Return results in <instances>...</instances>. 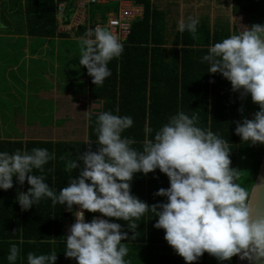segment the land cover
I'll list each match as a JSON object with an SVG mask.
<instances>
[{"label":"clouds","instance_id":"9594fccd","mask_svg":"<svg viewBox=\"0 0 264 264\" xmlns=\"http://www.w3.org/2000/svg\"><path fill=\"white\" fill-rule=\"evenodd\" d=\"M75 2L74 11L87 5L80 7V0ZM60 5H64L63 11ZM67 5L57 1L56 18L58 27L72 31L81 24L67 15ZM199 23L196 16L181 18L177 30L197 39ZM100 26L86 33L92 38L83 41L79 59L96 87L111 76L109 63L124 51L119 38ZM200 62L208 65V73H218L229 81L233 92L250 95L258 110L251 119L235 122V134L249 145H264V24L238 29L212 44ZM118 111H95L97 147L93 150L92 141H86L88 150L67 161L65 170L76 171L67 186L57 191L43 174L45 165L56 159L55 152L33 148L0 151V190L12 189L14 180L20 186L27 182L28 190L18 191L16 196L22 210L49 199L53 207L59 204L71 212L74 223L62 238L63 252L76 264H131L126 259L128 243L123 241L135 239V235L129 237L124 226L112 218L125 221L135 232L136 221L148 212L156 218L154 227L164 230V239L185 264H196L205 253L218 264L234 257L264 264V179L250 189L239 183L241 172L231 166L229 141L201 126L196 111L178 110L154 134L145 129L146 138L137 149L132 146L136 141L123 135L134 120ZM93 112L86 113L91 117ZM35 170L41 174L36 175ZM156 170L168 177L169 187L155 193L166 198L165 202L149 205L132 194V181L136 174ZM86 212L100 215L89 221ZM21 252L17 243L10 242L8 264L22 260ZM57 259L55 251L28 252L26 257L27 264H56Z\"/></svg>","mask_w":264,"mask_h":264},{"label":"trees","instance_id":"16d2710c","mask_svg":"<svg viewBox=\"0 0 264 264\" xmlns=\"http://www.w3.org/2000/svg\"><path fill=\"white\" fill-rule=\"evenodd\" d=\"M57 1L62 2L25 0V8H21V12L24 11L26 17L28 36L46 41L55 37L58 28ZM133 1L144 7V16L134 22L122 55L109 63L112 74L103 86L96 87L90 77L91 97L103 101V111L117 114L118 109L119 115L133 118V127L123 135L135 140L132 146L137 149L141 148L146 138L145 129H151L154 134L178 110L188 114L196 111L201 126L210 127L229 141L231 166L241 172L239 183L250 189L256 182L264 156V145L252 146L242 142L235 134V122L245 117L251 119L258 106L253 104L250 95L242 97L240 93L233 92L229 81L218 73H208V65L200 62L209 46L238 30H231L227 23L224 24L225 28H219L224 27L221 24L213 27L210 19L205 18L198 25L197 39H193L187 31L180 32L174 38L172 48H166L165 12L153 6L151 0ZM68 2L71 3L69 7H73L74 1ZM96 12H101L105 22V14L118 13V6L114 3L96 6L91 10L93 17ZM232 12L235 17H246L249 28L253 24H264V0H233ZM4 30L13 33L18 28L9 26L7 20ZM81 31V35L85 34V29ZM89 118L88 141H92V149L95 150L96 115L92 114ZM23 143L1 142L0 151L13 153ZM26 144L28 151L47 148L55 152L56 159L45 165L43 174L50 186L53 182L57 183V191L67 186L70 176L76 175L75 170L71 173L65 170L67 161L76 159L79 151L88 150V145L83 142L54 144L49 141H27ZM54 167L56 170L53 171ZM35 174L41 173L35 170ZM29 187L25 182L22 188L14 180L12 189L0 190V264H8L6 255L10 242L22 248V260H18L17 264H27L28 252L43 254L51 251L58 254L56 264H76L74 260L66 258L63 252L62 229L67 221V210L59 204L53 207L51 200L47 203V199L28 211L22 210L16 201L17 192L27 191ZM168 187V177L156 170L147 175L136 174L131 191L147 204L153 205L166 201V198L155 193L160 188ZM69 214L72 216L71 212ZM99 215L86 212V219L91 221L93 216ZM112 219L124 226L129 237L135 235V239L123 241L128 243L129 255L126 259L131 260V264H185L184 259L164 239V230L154 227L156 218L151 212L136 221L135 232L127 228L125 221ZM20 241L23 243L20 244ZM211 258L205 253L196 264H214ZM236 261L237 257H234L231 262L226 261L224 264H236Z\"/></svg>","mask_w":264,"mask_h":264},{"label":"crops","instance_id":"0c3cea01","mask_svg":"<svg viewBox=\"0 0 264 264\" xmlns=\"http://www.w3.org/2000/svg\"><path fill=\"white\" fill-rule=\"evenodd\" d=\"M74 6H75V0ZM81 1V0H80ZM85 1V0H84ZM135 5L141 7L144 9L142 5L136 4L133 0H130ZM62 2L68 3V0H62ZM87 2V1H85ZM152 5L156 8L160 9L161 11L165 12L166 14V20H167V40L168 45L165 46L166 48H172V44L174 41V38L177 34L180 32L177 30V21L181 18H187L188 16H196L199 18V20L208 18L212 21L215 19H219V21H225L228 25L230 24L231 30H238L246 28V23L242 16L235 17L232 12V5L233 0H151ZM24 4V1L22 2ZM117 4L118 9L120 7V1L119 0H111L109 2L101 1L94 4H87L83 10H77L78 14L74 15V18L77 20V24H81V26L78 29L75 30H66L63 26H59L56 35L54 38H49L47 40H54V44L56 43V47L58 48L60 43H63L66 45L65 49V56L63 59H58L52 57V60L47 61L44 59L38 60V63L40 66V62L43 60L45 65V70H40L41 72H45L44 74L50 77L54 81V86L48 90V89H39V98L45 99V102H48L47 100H50L51 102L49 105H51V108L45 114L51 113L52 115V125H47L44 128L41 126L30 125L33 127H40L42 129H49L55 130L60 129L63 125H69L72 127H75L71 129L70 127L66 126L68 128V133L70 137H74L75 135H79V132H84L86 140L84 141H52V140H39V139H27V140H18L14 138H4L0 139L1 142H24L22 147L19 149L27 150V141H49L54 144L56 143H85L88 141V129L90 125L89 116L87 123L85 121L84 124H80L77 126V123L81 119L82 114L86 113L89 110L94 111L95 109L103 110V101L102 100H96L93 99L90 95V76L87 74V69L79 64V59L82 54V50L84 47V44H80L79 42H83L85 39H91L92 37L86 36V33H88L91 30H94L97 26H102L104 28L105 22L101 23L100 19L102 17L101 12H96V16L93 17L91 10L95 9L97 7L106 6L108 4ZM174 8L176 9V12L174 11ZM183 8V14L179 10ZM21 10L20 4L16 6V0H0V22L1 19L5 18L9 22V26H14V28H18V32L9 33L8 31H3V29L0 30V62L2 58V54L5 52H10L13 50V42L18 37L25 38V41L28 43L31 42V39L33 37H30L27 35V22L26 17L23 13V18L19 23H16L13 18L14 16L19 13ZM74 10V8H73ZM76 11V10H75ZM110 14H114L113 12L108 13V16ZM107 16V19H108ZM144 16V15H143ZM142 16V18H143ZM94 20H92V18ZM235 17V19H234ZM140 18V19H142ZM12 20V21H11ZM59 20L61 21V18L59 17ZM243 22L244 27H239L240 23ZM11 24V25H10ZM5 26V25H4ZM5 28V27H4ZM82 29H85V34L81 35ZM7 36L6 39H3L2 37ZM23 50L28 54V49H31L32 46H23ZM36 48V46H35ZM68 54V57L66 55ZM39 56V55H38ZM46 56V55H43ZM28 57V55H26ZM40 66L38 69H40ZM37 69V70H38ZM36 71V70H35ZM33 71V72H35ZM34 76L36 74L34 73ZM82 84H85V92L80 91L82 88ZM46 91H48L46 93ZM56 93V94H54ZM95 101H101L100 105L95 104ZM243 106V105H242ZM60 113H64L65 117L64 119H58L57 115H60ZM92 114H95L93 112ZM67 116H69L67 118ZM56 122H59L55 124ZM75 123V124H74ZM19 128V127H18ZM15 149L13 153L16 151ZM56 165V163H54ZM56 170V167L53 168V171ZM57 183L53 182L52 187L54 189H58L56 187ZM23 188V186H22ZM47 203L50 201L49 199L46 200ZM65 218L67 221L64 223L62 233H64L66 224L71 220V218H74L73 214L70 216L69 211H65ZM66 215H69V217H66ZM65 235L63 234V238ZM214 264H218V262L213 260V257L211 258Z\"/></svg>","mask_w":264,"mask_h":264},{"label":"rangeland","instance_id":"374dc122","mask_svg":"<svg viewBox=\"0 0 264 264\" xmlns=\"http://www.w3.org/2000/svg\"><path fill=\"white\" fill-rule=\"evenodd\" d=\"M24 1V4L22 3ZM73 2V0H70ZM87 1V0H85ZM20 4L21 8H25V0H16V6ZM65 10L70 17L74 16L73 7L70 2L67 3ZM74 5V2H73ZM72 5V6H73ZM176 12V9L174 8ZM183 14V8L179 10ZM1 14V13H0ZM108 14H105L107 17ZM23 18V13H17L13 20L19 23ZM101 23L104 22L103 17L100 19ZM12 21V20H11ZM211 25L216 27L218 24L224 26L225 21H219L217 18L213 21L210 19ZM227 23H231L228 22ZM4 25H7V19H1L0 30H4ZM230 26V24H229ZM244 27L243 22L239 27ZM247 27V26H246ZM219 28H225L219 27ZM242 30V29H241ZM1 38V37H0ZM6 39L7 36L2 37ZM83 44V42H79ZM126 41L122 44L125 45ZM13 50L2 54L0 62V139L14 138L18 140L27 139H39V140H52V141H84L86 140L84 132H79V135L70 137L68 133V127L75 128L69 125H63L60 129L51 130L42 129L40 127H33L30 125L37 124L38 126L45 127L52 125L51 113L45 114L51 108L49 105L51 102H45V99L39 98V89L50 90L54 86V81L45 75V65L43 60L40 62L41 66L36 63L38 60L44 59L47 61L52 60V57L63 59L66 52V45L60 43L57 48L54 44V40H43L40 38H33L31 42L25 41V38L18 37L13 42ZM32 46L28 49V54L23 50V46ZM36 46V48H35ZM84 48V47H83ZM28 55V57H26ZM39 55V56H38ZM46 55V56H43ZM68 57V54L66 55ZM40 66V69H38ZM38 69V70H37ZM36 70V71H35ZM33 71L36 76H33ZM81 90L85 92V84H82ZM48 91H46L47 93ZM56 94V93H54ZM58 119H64V113L57 115ZM69 116H67L68 118ZM77 123V126L87 123L88 115L83 113L81 119ZM59 122H56L57 124ZM75 124V123H74ZM19 127V128H18ZM209 257H211L208 254ZM215 261V258H213ZM217 261V260H216ZM218 262V261H217Z\"/></svg>","mask_w":264,"mask_h":264},{"label":"built area","instance_id":"2783aa9c","mask_svg":"<svg viewBox=\"0 0 264 264\" xmlns=\"http://www.w3.org/2000/svg\"><path fill=\"white\" fill-rule=\"evenodd\" d=\"M103 0H91L92 3L101 2ZM109 2L111 0H104ZM120 7L116 14H110L104 27L115 34L121 43L125 42L131 35V28L135 21L142 18L144 9L135 5L130 0H119ZM87 3L84 0L80 1L79 6L84 7ZM60 11H63L64 5L59 6ZM102 27V26H100ZM74 223V219L68 222L65 226V237L68 234L70 226Z\"/></svg>","mask_w":264,"mask_h":264},{"label":"water","instance_id":"95a60500","mask_svg":"<svg viewBox=\"0 0 264 264\" xmlns=\"http://www.w3.org/2000/svg\"><path fill=\"white\" fill-rule=\"evenodd\" d=\"M75 5H76V2H75ZM244 20H245L247 28H249V23H248V20L246 19V17L244 18ZM95 104L100 105L101 101H95ZM95 111H100V109H95L94 112ZM261 179H264V156H263L262 161H261V165H260L259 172H258V175L256 178V182H259ZM66 217H69V215H66ZM236 264H249V262L247 260L241 261L237 257Z\"/></svg>","mask_w":264,"mask_h":264},{"label":"bare ground","instance_id":"6f19581e","mask_svg":"<svg viewBox=\"0 0 264 264\" xmlns=\"http://www.w3.org/2000/svg\"><path fill=\"white\" fill-rule=\"evenodd\" d=\"M86 3H87V4H94V3L91 2V0H87ZM96 3H98V2H96ZM118 11H119V9H118ZM76 14H78V12H77V11H74V14H73V15H76ZM104 28H105V27H104ZM63 234L65 235V232H64Z\"/></svg>","mask_w":264,"mask_h":264}]
</instances>
